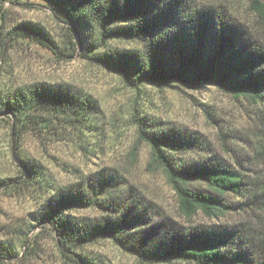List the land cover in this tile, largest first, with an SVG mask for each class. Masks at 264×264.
<instances>
[{"label":"trees","instance_id":"obj_1","mask_svg":"<svg viewBox=\"0 0 264 264\" xmlns=\"http://www.w3.org/2000/svg\"><path fill=\"white\" fill-rule=\"evenodd\" d=\"M12 0H0L3 6ZM59 12L78 40L60 49L63 55L78 54L108 71L118 73L129 87L145 83L168 85L176 82L188 89L208 83L224 93L244 97L264 109V41L248 25L237 20L223 4H198L192 0H45ZM250 9L264 25V0H250ZM29 37L37 44L59 49L43 28L21 21L7 35L0 27V54L9 36ZM111 40L134 42L137 46L110 47ZM100 111L88 95L67 87L35 82L5 90L0 87V114L14 120L11 135L20 138L28 127L50 128L53 119L63 122L94 120ZM137 143L150 148V164L160 168L177 197L182 216L197 212L207 217L224 215L231 209L220 196L244 198L243 208L264 207V183H250L243 172L218 164L177 163L180 154L202 150L198 137L182 135L176 129L155 128L137 110L132 114ZM95 129L96 126L92 124ZM14 140V139H13ZM19 175L0 177V191L26 194L40 206L29 212L30 227L49 228L61 255L71 264H100L83 252L87 244L109 239L135 255L142 264L185 262L189 264H264V224L242 228H189L162 236L155 232L130 231L142 223L140 215L119 212L94 221L80 220L72 211L91 207L107 208L102 187L92 194L81 189L61 188L24 153H15ZM203 181L210 192L188 187ZM29 228L24 233H28ZM28 236L22 246L28 248ZM26 252H24L25 254ZM27 254V253H26ZM20 253L10 240L0 239V263Z\"/></svg>","mask_w":264,"mask_h":264},{"label":"rangeland","instance_id":"obj_2","mask_svg":"<svg viewBox=\"0 0 264 264\" xmlns=\"http://www.w3.org/2000/svg\"><path fill=\"white\" fill-rule=\"evenodd\" d=\"M198 4H223L240 22L264 41V25L250 9V0H192ZM45 0H12L3 6L0 19L3 35L17 23L32 22L45 30L59 49H49L29 37L9 36L0 54V87L8 90L35 82L58 84L99 105L94 120L63 122L53 119L50 128L25 129L20 138L11 135L14 120L0 114V177L19 175L21 165L15 153H24L64 189L80 188L85 194L102 187L107 208L74 210L84 221L117 216L119 212L140 215L142 223L130 231L155 232L162 236L189 228H242L264 224V207L243 208L244 198L222 196L231 209L218 217L197 212L182 216L177 197L164 172L150 164V148L137 143L132 114H144L155 128L176 129L182 135L199 138L202 150L180 154L177 163L222 164L243 172L250 183H264V109L244 97L222 92L208 83L188 89L176 82L168 85L145 83L129 87L118 73L60 49L77 41V34ZM110 47L137 46L134 42L111 40ZM1 49V45H0ZM96 126L94 129L92 124ZM14 139V140H13ZM188 187L210 192L203 181L192 180ZM29 193L0 191V239L10 240L20 255L0 264H71L60 253L54 233L47 227H30L29 212L40 206ZM30 231L24 233L27 230ZM27 237L26 249L21 240ZM100 264H142L135 255L109 239H100L77 249ZM24 252H26L24 254ZM154 264H189L171 261Z\"/></svg>","mask_w":264,"mask_h":264}]
</instances>
